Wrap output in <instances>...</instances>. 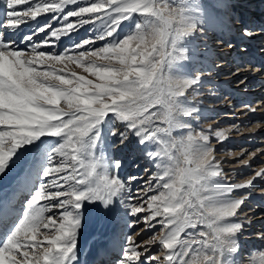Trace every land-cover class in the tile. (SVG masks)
Here are the masks:
<instances>
[{"label": "snow or ice", "instance_id": "1", "mask_svg": "<svg viewBox=\"0 0 264 264\" xmlns=\"http://www.w3.org/2000/svg\"><path fill=\"white\" fill-rule=\"evenodd\" d=\"M233 2L225 0L227 24L244 25L231 11ZM46 13L54 15L17 43L26 18L37 21ZM0 16V178L24 163L23 186L34 185L15 222L0 203V264H81L86 205L102 206L114 226L141 219L149 229L160 226L144 242L161 245L158 255L149 247L138 251L142 245L128 234L116 264H244L237 241L245 222L238 210L248 194L232 193L254 179L224 183L212 133L195 131L192 121L201 110L187 100L189 89L195 93L204 84L203 72H186L195 58L194 38L222 22L199 0H2ZM126 21L134 25L127 33ZM86 25L95 34L75 41L72 34ZM253 34L242 27L243 36ZM64 37L73 42L57 50ZM59 64L95 79L58 70ZM117 121L124 131L113 127ZM178 129L187 134L177 138ZM117 135L121 144L137 138L157 169L135 196L120 176L121 161L106 156ZM255 175L264 179V170ZM142 212L147 215H137ZM252 264H264V254Z\"/></svg>", "mask_w": 264, "mask_h": 264}, {"label": "bare ground", "instance_id": "2", "mask_svg": "<svg viewBox=\"0 0 264 264\" xmlns=\"http://www.w3.org/2000/svg\"><path fill=\"white\" fill-rule=\"evenodd\" d=\"M199 2L206 11L214 14L222 22V26L208 29L206 34H204L207 39L205 46L200 47L202 43L196 42L194 39L195 58L187 63L186 72L194 77L196 75L193 74V71H196V68L193 67L194 63L196 61L200 62V71L205 74L201 77L204 84L199 88H202L203 91H208V93H217L219 90L217 95L216 93L215 95L213 94L214 99H212L219 103L222 101V107L215 109V113H221L222 116L212 120L207 126L197 127L203 131L209 130L215 136L214 133L220 124H228V128L225 131H221L225 133L224 139L218 140L216 136L213 138L214 154L223 146H225V150L237 149V152L228 151V157L231 158L230 161L232 159L235 161L251 152L246 158L247 164L245 168L236 169L238 166H234L236 164L232 163L227 165L226 172L224 171L227 179H224V183L232 185L254 179V183L250 188L235 190L232 195L239 198L245 193L248 194V200L242 208L244 210V207H248L251 210L246 211L245 214H253L256 210L264 211V179L255 175L257 172L264 170V32H260V28H264V0H234L231 11L242 20L244 25L237 23L227 24L228 17L224 14L225 0H199ZM17 7L24 9L27 5H19ZM0 8H2V0H0ZM52 15L54 14H43L37 18V21L26 18L27 22L16 33L15 39L17 43L24 35L31 34L38 25L47 23ZM2 20L3 16H0V21ZM52 23L53 27L60 26L57 21ZM88 26L81 28L78 33H73V39L79 40L83 36L88 35ZM243 26L254 30L252 37L242 35ZM44 35V33H40L34 39L39 40ZM62 40L63 44L57 50H61L71 42L67 37L62 38ZM212 45L213 47H211ZM20 47L23 48L24 45L21 44ZM48 50L50 51L51 49ZM214 63L217 64L214 65ZM206 95L210 96V98L212 97V94ZM211 115L205 116L203 112H200L202 119H207ZM137 145H139L138 142ZM140 152H138L139 154L136 153L125 163L126 165H132L137 162L133 173L140 179L131 182V186L135 190H138L139 187H144L142 182L146 179L148 181L149 177L157 171L152 168L154 164L146 158L143 152ZM145 167L147 169L144 172V176H138L139 172ZM14 170L16 172L17 168ZM17 173L13 185L8 188L9 183H7L6 190H4L5 186V188L3 187L4 189L0 188V203H7L9 208L7 220L10 222H15L22 215L24 202L30 197V189L34 188L32 184L27 187L23 186L24 166ZM147 175H149L148 178ZM242 176H245V178L234 179V177ZM10 182H12V179ZM238 212L241 214L240 210ZM240 217L239 215L238 219L245 223L243 225V234L239 235L237 243L240 246L243 257L248 259V256L264 243V239L257 240V238L261 237V233H264V215L256 214L247 219H241ZM232 219L237 218L233 217ZM4 220V215L0 213V224ZM125 227L112 225L111 228L105 226L101 227L100 230H94V227L85 241L86 246L82 251L83 257L79 258L81 264H116V261L122 258V246L126 243L124 241V233H128V230H123ZM158 227L159 225L157 224L156 228L150 229V231H154ZM2 235L3 232L0 231V236ZM254 235L256 236V241H252ZM161 248L162 246L156 243L149 246V252L158 255ZM148 254L145 253V256ZM152 264H156V262L153 261Z\"/></svg>", "mask_w": 264, "mask_h": 264}, {"label": "rangeland", "instance_id": "3", "mask_svg": "<svg viewBox=\"0 0 264 264\" xmlns=\"http://www.w3.org/2000/svg\"><path fill=\"white\" fill-rule=\"evenodd\" d=\"M75 19L76 18H70V21L75 22ZM133 26L134 25L132 23H129L127 21L122 25V27L124 28V31L126 33L130 32L132 30ZM91 27H92L91 25L88 26V35H85L82 38L95 34L93 31H90V29H92ZM194 39L196 40V42H201L202 44H204V45L201 44L200 47L205 46V44H207V39L204 37V35L197 34V36ZM79 40H75V41L78 42ZM72 42L73 41H71L70 43H72ZM103 43L104 42H102V41L101 42H97L95 47H99ZM67 45H65V46H67ZM211 47H213V45ZM92 59H94V58H92ZM214 61H216V60H214ZM96 63H101V61H96ZM194 64L195 65L193 67L196 68V71H193V74H197L198 72H202V71H200L201 70L200 62L196 61ZM216 64L217 63H214V65H216ZM59 65H56V68L58 70L63 68L65 72L75 71L77 74L83 75V76H85L88 79H93V80L95 79L94 77L90 76L88 73H84L82 71V69L76 68V66L73 65V64H69L67 67H65L63 64H59ZM218 92H219V90H218ZM218 92L217 93L216 92H209L208 93V91H203V89L199 88V87L197 88L195 93H193L192 89L188 90V93H187L188 103L197 106L201 110L200 112H203L205 114V116L208 115V114H210V115L212 114L211 116H208L207 119H202L200 117L198 120L192 121V123L194 125V129H195L196 132L203 131V130H200V128H198L197 126H202V125L207 126L209 123H211L212 120H216V119L220 118V116H222L221 113L220 114H218V113L216 114L215 113V109H217V108L219 109V108L222 107V104H221L222 101H220V103H219V102H215V100H213L214 99L213 98V94L215 95V93H216V95H217ZM206 94H212V97L210 98V96H207ZM207 100H212L213 102L212 101H207ZM227 125L228 124H225V123L224 124H220L219 128H217L216 131H225L228 128ZM113 127L117 129L118 133L120 131H124L123 124L120 123L119 121L115 122L113 124ZM211 129H212V127H211ZM187 131H188L187 129H183V130L178 129V130L174 131L173 135L176 136L177 138H179L181 136V134L186 135ZM203 132H205V134H208L210 131L209 130H207V131L204 130ZM214 137L215 136H213L212 134L210 135L211 144L214 142V140H213ZM48 139H54V138H48ZM136 139L137 138H135V137H130L128 141H126L124 144H121L120 141H119V136L118 135L117 136H112L110 138V141H109V145L110 146L108 147L107 153H106V156L110 157L111 160H113V161H115V160L121 161L122 167L119 170L120 171V176L125 181L126 185L131 188L133 196H135L137 194V190H135L133 188V186H131L132 184H131V182L128 181V177L129 176H135V174L133 173V170L135 169L137 162L133 163L132 165H126L125 163H126L127 160H130L131 157H133L136 153L139 154L138 152L141 151V149L140 150H138V149L141 148L142 146L137 145V140ZM224 147L225 146L220 148V150H218V152L215 153L216 159L221 162L223 172L227 169V167H228L227 165L231 164V163L232 164H236L234 166H238V168H236V169H243V168L246 167V164H247L246 158L251 154V152H248L246 155H244L243 157H241V158H239V159H237L235 161H234V159H232L230 161L231 158L228 157V154H229L228 151L229 152H232V151L233 152H237L238 150L237 149H227V150H225ZM136 148H138V149H136ZM136 150H138V151L136 152ZM140 153H142V151ZM218 156H221V157H218ZM29 159H31V154H28V155L25 156V161H27ZM222 159H223V161H222ZM23 166H24V163L19 164L17 167L13 168V170L10 171L6 176H4L3 178H0V188L2 189L4 186L6 187L8 185L7 183H9V185L7 186L8 188H9V186L13 185V183H14L13 181L15 180V176L18 174L17 172ZM152 166H153L152 168H154L153 170L156 171L157 169L154 167L155 165H152ZM16 168H17L18 171L16 170V172H15L14 169H16ZM146 169H147V167L143 168L142 171L139 172L138 176H140V177L142 175L144 176V172H145ZM237 171H236V173H238ZM148 177H149V175H147V178ZM235 178H236V180H240L241 178H245V176L238 177V178L234 177V179ZM11 179H12V182H10ZM225 179H227L226 176H225ZM146 182H147V179L142 182V185L144 184V187L147 186ZM4 183H5V185H4ZM152 183L155 184V182H152ZM7 187L5 189L4 188L3 189L6 190ZM144 187H139V190L142 191V189ZM151 194H154V193H150L149 195H151ZM131 202L132 203H136L137 201L132 200ZM41 203H44V202H41ZM247 208L248 207H244V210L241 212V214H240V216H241L240 218L241 219L242 218L243 219L244 218H246V219L247 218H251L252 216H254L256 214L264 215V211H257V210L253 214H249V215L245 214L246 211L248 212V211L251 210V209H249V208L247 209ZM86 209H87V213H86V227H84L81 230V235H80V238H79V246L81 248V252H80L81 255H82V251L84 250V248L86 246L85 241H86V239H88V237H89L88 235H89V233L91 231H93L94 227H95L94 230H100L101 227H105V226H108L109 228L112 227L111 223H109L107 218H105L101 214L103 212L102 206H101V209H99L98 206L86 205ZM49 214L51 215V213H49ZM137 215L143 217V216L147 215V213H143L142 212V213H139ZM21 216L22 215H20V217ZM134 219H135V217H133L131 215H129L127 217V220L129 222H131ZM153 223H155V222H153ZM125 226L126 227L123 230H128V233H124V241H126V236L128 234L134 235V238L136 239V241L142 245V247L139 248L138 251H142L144 247H149L144 242L149 240L154 234H157L158 231H159V228H160V226H159L156 230H154V231L151 230L150 231V229L145 225V223H144V221L142 219H141L140 223H138V224L131 225V226L125 225ZM118 227H121V226L118 225ZM135 233H139V235L137 236V235H135ZM254 237H255V239H254ZM262 239H264V238H262V237L257 238V240H262ZM252 241H256V236L255 235L252 237ZM259 244H261V243H259ZM255 251H253L248 256V259H247V257L244 258L242 256L244 264H252V260H253L254 257H259V255L264 254V243L261 244L259 247H257L255 249ZM153 254H155V253H153ZM81 255H79V258L83 257V255L82 256Z\"/></svg>", "mask_w": 264, "mask_h": 264}]
</instances>
